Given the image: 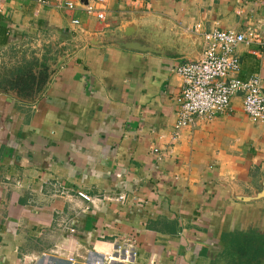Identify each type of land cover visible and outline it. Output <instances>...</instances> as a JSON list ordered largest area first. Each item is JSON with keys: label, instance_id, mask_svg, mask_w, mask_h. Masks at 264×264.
<instances>
[{"label": "crops", "instance_id": "obj_1", "mask_svg": "<svg viewBox=\"0 0 264 264\" xmlns=\"http://www.w3.org/2000/svg\"><path fill=\"white\" fill-rule=\"evenodd\" d=\"M130 22L166 52L82 33ZM214 30L259 35L231 78L258 77L264 93V0H0V264H237L233 239L264 238V122L243 95L172 140L176 70ZM61 59L33 95L11 88Z\"/></svg>", "mask_w": 264, "mask_h": 264}, {"label": "built area", "instance_id": "obj_2", "mask_svg": "<svg viewBox=\"0 0 264 264\" xmlns=\"http://www.w3.org/2000/svg\"><path fill=\"white\" fill-rule=\"evenodd\" d=\"M69 9L76 7L75 3L66 5ZM88 14L96 9L86 6ZM104 20V15H98ZM78 25V20L73 22ZM204 50L197 61H186L178 67L177 74L183 80L179 96V110L175 122L173 141L180 139L184 129L193 126L197 119L214 120L230 112L232 100L243 95V108L253 122H264V93L262 82L258 77L241 81L232 77L240 72V61L236 50L243 44L259 41L255 31L236 33L235 31L214 30L202 34ZM78 197L93 202V199L83 192ZM124 196L118 200L123 201ZM69 263L77 264L70 258Z\"/></svg>", "mask_w": 264, "mask_h": 264}, {"label": "water", "instance_id": "obj_3", "mask_svg": "<svg viewBox=\"0 0 264 264\" xmlns=\"http://www.w3.org/2000/svg\"><path fill=\"white\" fill-rule=\"evenodd\" d=\"M82 3L88 5V1ZM82 33L85 35L88 43L94 47L115 46L122 49H126L128 51H136L141 53H154V54H163L166 52L160 46L154 47L151 45H147L145 43L147 39L146 37L141 36L140 29L136 22H130L125 26H121L117 28L114 32H104L101 34H97L82 30ZM175 49L176 50L180 49V45L176 44ZM197 60L198 59H195L193 61H197ZM64 62L65 60L61 59L60 61L56 62V67L49 69V78H48L47 86L51 82L53 75L61 68Z\"/></svg>", "mask_w": 264, "mask_h": 264}, {"label": "trees", "instance_id": "obj_4", "mask_svg": "<svg viewBox=\"0 0 264 264\" xmlns=\"http://www.w3.org/2000/svg\"><path fill=\"white\" fill-rule=\"evenodd\" d=\"M3 34V31L0 32V37L3 36ZM2 43H4L3 39ZM34 68L28 70L23 69V74L10 83L11 88L18 92L21 97L33 95L48 82L49 68L43 66L44 74L40 75V77L35 75L33 71ZM231 245L235 249V256L238 257L237 264H248L247 257L254 254L261 255L264 252V238L261 237L235 238L231 241Z\"/></svg>", "mask_w": 264, "mask_h": 264}, {"label": "flooded vegetation", "instance_id": "obj_5", "mask_svg": "<svg viewBox=\"0 0 264 264\" xmlns=\"http://www.w3.org/2000/svg\"><path fill=\"white\" fill-rule=\"evenodd\" d=\"M248 264H264V252L261 255H252L247 257Z\"/></svg>", "mask_w": 264, "mask_h": 264}]
</instances>
